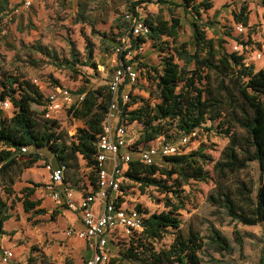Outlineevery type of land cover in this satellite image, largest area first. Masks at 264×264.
I'll return each instance as SVG.
<instances>
[{
	"label": "trees",
	"instance_id": "obj_1",
	"mask_svg": "<svg viewBox=\"0 0 264 264\" xmlns=\"http://www.w3.org/2000/svg\"><path fill=\"white\" fill-rule=\"evenodd\" d=\"M143 3L141 0L130 6V0H101L98 3L96 0H70L66 5L75 10V24L88 25L93 34L100 35L103 53H112L111 48L120 49L123 66L133 65L135 59L140 61L138 57L127 61L126 57L148 41L162 56L157 66L141 61L146 69V80L155 86L156 103L151 101L152 91L148 99L130 93L126 103L120 96L117 97L120 124L143 125L136 142L139 152L163 136L168 140L165 142H171L169 140L173 137L168 132L174 127L179 134H191L199 129L215 132L227 138L229 143L217 161L205 151L204 146H200L189 153L164 157L163 164L146 165L139 158H133L128 163L123 174V192L129 182L139 184L142 190L155 188L165 195L166 210L151 213L138 205L137 210L144 215V230L116 244L112 264H227L228 256L234 252L243 253L244 237L234 230L233 238H229L213 222L208 224L206 234L192 225L184 232L181 211L186 209L187 203L182 188L191 181L208 182L212 179L206 166L213 164L217 179L207 202L223 212L224 218L229 219L231 224L264 225V69L258 71L255 65L247 64L246 56L230 51L225 39L208 38L207 29L215 25V21L208 25L203 16L214 8L213 0H181V5H176L192 17V43L179 42L180 18L172 16L167 20L162 14L141 15L137 7ZM166 3L171 2L160 0V4ZM11 6V0H0V46L8 52L19 49L16 38L4 24L8 17L11 22L18 18L15 13L17 7ZM123 6L125 10L130 7L149 29L146 36L129 35L131 48L126 50L121 41L127 36L129 28L124 15L118 19L123 22L117 27L120 35L110 37L96 30L100 22L109 20L111 12L119 13ZM249 14L248 7L242 5L233 13L234 21L247 27ZM18 30L24 32L25 27L20 26ZM227 35L237 41L242 39L240 36L232 37L230 33ZM23 46L77 75L78 67L92 68L97 72L91 41L87 42L84 60L75 50L70 58L60 60L54 51L39 42ZM168 49L171 52L168 53ZM42 62L32 61V64L40 65ZM127 83L128 80L121 86L120 92ZM77 95L84 97L68 113L75 119L83 120L84 127L69 137L60 131L59 121L47 119L44 110L35 109L47 102L39 85L21 72L0 73V234L5 233V223L14 217L7 201L16 193L15 184L27 169L33 168L42 159L37 151L47 150L58 166L65 168L64 185L67 188L79 190L83 183V194L98 190L100 167L97 141L103 133L115 95L109 85L98 88L86 85ZM5 102L13 108L11 116L4 111ZM137 104L140 105L135 107ZM22 148H29L30 151L22 153ZM81 161H84V167ZM255 162L259 165L257 188L252 181H239L235 185L229 182L231 175ZM84 168L89 171L83 173ZM84 177L88 178V184ZM31 184L33 187L22 190L24 212L34 211L36 215H44L47 213L45 209L36 210L40 202L30 199L41 185ZM2 193L7 196L6 199ZM169 230L174 231L172 243L159 247ZM45 259L41 264H48ZM36 263L37 259L29 257L26 264ZM258 264H264V253Z\"/></svg>",
	"mask_w": 264,
	"mask_h": 264
},
{
	"label": "rangeland",
	"instance_id": "obj_2",
	"mask_svg": "<svg viewBox=\"0 0 264 264\" xmlns=\"http://www.w3.org/2000/svg\"><path fill=\"white\" fill-rule=\"evenodd\" d=\"M70 0H11L12 6L17 7L15 11L18 15L15 22H11L10 18L4 20L6 24L7 31L11 32L17 40L19 49L17 51L8 52L4 47L0 46V53L2 57L0 58V73L4 71L10 72H21L28 78H31L37 85L43 90L45 97L47 99L49 92L55 90L59 87H67L72 91L74 95L86 85L92 88H98L100 86L109 85L114 72L123 65L120 58V53L117 49L111 48L112 53L105 54L101 51V38L98 34H93L91 28L84 24H75V10L68 8V2ZM75 1V0H72ZM101 0H96V3ZM111 2V0H107ZM148 3L147 0H142ZM174 4H146L147 6L141 5L139 8L143 15H158L162 14L165 19L170 20L172 16L178 17L182 21V28L180 30V43H192L193 30L191 26L192 17L187 14L182 7L176 5H181V0H169ZM223 0H215V4L218 5ZM30 2V4H28ZM245 2L240 4L227 3L222 6L225 14L219 16V14L214 18L215 11L212 9L204 14L203 19L210 25L211 21L215 19L217 22L215 25H210L207 29L208 38H224L229 40L230 36H225L224 33H230L232 37H239V33L236 31L233 25V11L239 10ZM264 2L261 0L254 1L250 4L247 3V7H253L255 11L256 20L252 21V24L260 23L261 17L264 16L263 7ZM125 6L121 7L119 13L111 12L109 20L106 23L100 22L96 26V30L100 33H106L110 37H116L119 34L118 25L123 23L118 20L119 17L124 15ZM231 11V12H229ZM260 11V12H258ZM258 19V20H257ZM233 25V26H232ZM20 26L25 27L24 32H20L18 29ZM232 27V28H231ZM135 38H133L134 40ZM120 40V38H118ZM164 40L172 41L170 38H164ZM91 41L94 48V59L93 62L98 66L97 72L92 68L88 67H78L79 74L71 71L68 68L56 66L55 63L51 62L48 58H45L41 54L25 48L23 45L31 46L34 43H41L48 46L52 51H54L60 60L68 59L71 56L72 51L80 53L82 59L86 58L87 54V42ZM124 47L123 49L131 48V41L126 36L121 40ZM250 44V43H249ZM227 48L232 51L233 43L230 41L226 45ZM257 47L250 46L248 51L249 57L252 51ZM167 52H171L168 49ZM138 57L140 61L135 58ZM127 61L135 59V63L132 65L138 72L137 81L134 84L127 83L124 85L123 94H132L135 97H143L148 99L150 97V92L152 91L154 95L152 96V103H156V90L155 86H152L146 80V69L143 68L141 61L148 63L150 65L157 66L160 64L162 56L155 50L153 43L148 41L147 43L141 45L139 49L133 50L127 57ZM43 62L40 65H33L32 61ZM178 61V60H177ZM180 65H183L182 61H178ZM89 81V84H86ZM124 84V83H123ZM140 104L135 105L138 107ZM5 107V106H4ZM49 108L48 99L45 106L35 107V109L45 111V118L51 120H57L60 123V131L66 133L69 137L76 134L79 128L84 127V121L78 120L72 117L68 110L70 108L65 107L61 114H55ZM4 111L8 116L13 114V108H4ZM50 114V118L46 114ZM115 120V123H117ZM210 124H208L209 126ZM127 129L131 135V147L129 150L132 152V157L138 158L139 151H137L136 142L140 137L143 130V125L139 123L128 124ZM198 138L193 140L188 146L184 148L185 153H189L196 150L200 146L205 147V151L210 154L215 161L221 158L222 151L228 145L229 141L223 136H219L215 132H207L206 130H198ZM173 138H171V143H178L181 141L182 134L172 128L169 132ZM167 140L165 136L151 143L149 146L158 145ZM168 141V140H167ZM135 145V146H134ZM142 148V146H139ZM2 146H0V149ZM125 152V149L123 150ZM42 161H40L37 166H35V171L43 172L44 175L35 174V177L39 183H44V185L49 183V173L46 169L48 164L54 167V161L51 160L52 155L47 150H42L39 152ZM83 167L85 166L84 161H81ZM156 163L163 164V157H157ZM113 161L111 159L107 160L105 163V168L111 171ZM206 169L210 171L212 179L208 182H196L191 181L190 184L183 186L184 195L186 196V209L181 211V219L183 222V231L187 232L189 226H193L195 229L206 234L208 224L213 222L216 226L229 238H233L234 230H238L240 234L244 237V248L243 253L239 254L234 252L232 256L227 257V264H258L261 255L264 253V225L261 226H244L241 224L235 225L229 222V219L224 218L223 212L218 211V209L213 208L208 202L207 197L209 193L215 187L216 184V173L213 171V164L207 165ZM83 173H87L89 169H83ZM259 165L257 162L250 164V167L242 170L241 172L230 176V183L235 185L239 181H252L255 184V188L259 186ZM21 181V180H20ZM18 181L15 184V195L8 199V205L12 207V214L14 217L5 223L4 234H0V239L3 241L5 247L12 249L17 260L22 259L27 262L29 257H34L37 259L36 264H41L43 258L48 264H52L53 259L46 255L43 248L45 246L44 240L48 237L52 228L54 232L61 233L67 232L66 230L69 226L61 225L63 219L58 213H52L50 215L39 216L35 213H25L23 209V204L21 198L23 197L22 190L24 189L21 182ZM86 184L89 183L88 178L84 177ZM126 183V182H125ZM84 184H80L79 190L83 191L82 188ZM128 188L123 192L122 203L125 207L137 208L138 205L142 206V209L150 211L151 213H159L165 209L164 207V197L155 188H147L142 190L139 184L132 182L128 183ZM44 187V186H43ZM6 199L7 196L3 194ZM78 196H75V198ZM64 210V209H63ZM70 216H75L73 212H69ZM61 222V223H60ZM55 225V226H53ZM174 238V231L169 230L165 239L158 245L168 246L172 243ZM122 240H127L126 233L123 230H118L114 236H112L111 244L109 245V251L112 257L116 256V244ZM51 243L50 248L56 247L60 249L63 242L57 243V241ZM64 249V248H63ZM17 254L20 257H17ZM65 256V254H62ZM68 258H66V263L68 264ZM1 264V263H0ZM54 264V263H53ZM74 264V263H72Z\"/></svg>",
	"mask_w": 264,
	"mask_h": 264
},
{
	"label": "built area",
	"instance_id": "obj_3",
	"mask_svg": "<svg viewBox=\"0 0 264 264\" xmlns=\"http://www.w3.org/2000/svg\"><path fill=\"white\" fill-rule=\"evenodd\" d=\"M141 0H130L132 3ZM152 4H159L160 0H147ZM30 4V2L28 3ZM140 7H137V11ZM125 20L129 24L127 37L146 36L149 29L145 21L138 18L132 12L130 7L125 10ZM236 31L239 35L246 33V27L238 23ZM250 44L244 39L235 40L233 44V52H238L244 56H248ZM120 51V49H118ZM264 57L263 51L257 53V59ZM138 72L132 65L121 66L118 68L112 77L109 84L111 91L115 95V100L111 105L110 111L106 117L103 126V133L99 136L97 141L98 153L97 161L99 163V181L98 190L89 191L82 194L80 200L74 197V191L64 185V167H53L51 164L46 166L49 173V183L47 189L51 192L52 198L56 202L64 203L70 210L79 212L82 222V228L69 229L68 236H76L82 240L91 241L94 253L89 257L85 264H112V255L109 251L112 236L118 230H123L126 236L129 237L135 233H141L144 230V215L141 214L137 208L125 207L122 203L123 190V174L128 163L133 160L132 154L129 150L131 147V135L127 126L120 124V109L117 102V97H121L123 102L129 101V94L120 92L123 83L128 80L130 84L137 81ZM35 83H37L35 81ZM84 95H74L67 87H59L49 92L47 97L49 103V110L55 114H61L65 107L71 108L73 105L83 99ZM6 108L10 107L8 102L4 103ZM46 116L50 118V114ZM118 119L119 122L114 123ZM117 120V121H118ZM198 130L191 134H182L181 141L178 143L163 142L158 145H152L142 149L139 152V160L146 165L156 164L157 157H167L185 153L184 148L188 146L193 140L198 138ZM127 150L123 152V150ZM29 148H22V153H28ZM113 161L111 171L106 170L105 163L107 160ZM103 204V212L96 214L94 211L95 203ZM14 259V252L10 249H3L1 253V262L4 264H12ZM15 264V263H14ZM17 264V263H16Z\"/></svg>",
	"mask_w": 264,
	"mask_h": 264
},
{
	"label": "crops",
	"instance_id": "obj_4",
	"mask_svg": "<svg viewBox=\"0 0 264 264\" xmlns=\"http://www.w3.org/2000/svg\"><path fill=\"white\" fill-rule=\"evenodd\" d=\"M213 1H214V8L213 9L216 10L214 18L217 19L216 16L218 14H219V16H221V15L227 13V12H225L224 9H221L222 6L226 5L227 3H229V4H231V3L240 4L242 2H245L241 5L247 6V3L250 4L253 1L255 3L257 0H223L218 5L215 4V0H213ZM262 1L264 2V0H261V2ZM148 3L147 2L143 3V6H147L146 4H148ZM150 4H152V3H150ZM168 4H171V3H168ZM152 5H154V4H152ZM235 11H237V10H234L233 13ZM248 11L250 12V14H249V18H250L249 26L246 27V29H247L246 33L244 35H241L240 37L242 39L248 41L253 48L257 47L252 51L253 54H251L249 57H246V62H247V64L255 65L256 69L259 71L261 69H264V57L262 59H257V53L259 51H263V53H264V16L260 15V17H261L260 23L252 24V21L256 20L255 17H257V15L256 16L254 15L255 11H254L253 7L248 8ZM138 12L141 15H143L142 12L140 11V9H138ZM229 12H231V11H229ZM258 12H260V11H258ZM263 12H264V8H263ZM213 21H215V19H213ZM232 22H233L234 26L237 25V23L234 21V17H233ZM216 23L217 22H215V24ZM224 35L228 36L227 33H224ZM222 37L223 36H221V38ZM230 41H232V43L234 44L235 39L230 38L227 41V44H229ZM117 122H119V120ZM113 123L115 125V122H113ZM125 151H127V150H125ZM37 152H40V151H37ZM130 152H131V150H130ZM131 154H132V152H131ZM51 160L54 161V167H58V163L56 162V160L54 159L53 156H52ZM40 161H42V159ZM39 162L35 166L40 164ZM35 166L33 168L27 169L24 172L20 182H21L23 188L33 187L31 182L41 185L39 188L36 189L35 193L30 198L32 201L40 202V206H38L36 208V210L37 209H45L47 211L46 215H50L52 213L53 214L58 213L59 216L63 219V222L62 223L60 222L61 225H66V224L68 226L70 225L67 229H80V228H82V222L80 219L79 212L70 210L62 202H56L52 198L51 192L47 189V183L44 185V183H39L37 181L35 174H40L41 176H43L45 174L44 173L45 171H43V172L35 171V168H36ZM73 191H74V197L78 196V198L76 197L75 199L80 200L83 192L80 190H73ZM103 207L104 206L102 203H99V202L95 203L94 204L95 213L96 214L102 213ZM69 212H73L75 214V216H70ZM31 213H34V211H31ZM39 216H43V215H39ZM53 226H55V225H53ZM53 229L54 228L51 229L48 237L44 240V244L45 243H47V244H45V246L43 248L46 255L53 259V262L49 261L52 264L53 263L54 264H67L66 263L67 262L66 261L67 256H69L68 264H72V263H74V264H85V261L93 255L94 248H93L91 241L82 240L76 236H68L67 232L57 233V232H54ZM66 231H68V230H66ZM56 241H57V243L59 242V244H60V242H63L62 246H60V249H57L56 247L50 248V247H52L51 243L56 244L55 243ZM6 248L10 249L8 247H5L3 241L0 239V263L1 264H4L1 262V253H2V250L6 249ZM62 254H65V256H62ZM17 257H20V256L17 254ZM14 263L15 264L16 263L17 264H26L27 262H24L22 259L17 260V258L15 257V254H14V259L12 261V264H14Z\"/></svg>",
	"mask_w": 264,
	"mask_h": 264
}]
</instances>
